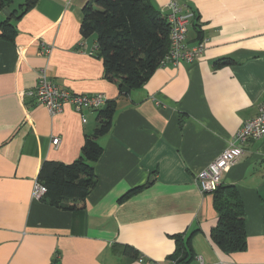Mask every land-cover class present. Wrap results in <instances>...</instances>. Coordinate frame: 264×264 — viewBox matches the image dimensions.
Returning <instances> with one entry per match:
<instances>
[{"label":"crops","instance_id":"1","mask_svg":"<svg viewBox=\"0 0 264 264\" xmlns=\"http://www.w3.org/2000/svg\"><path fill=\"white\" fill-rule=\"evenodd\" d=\"M88 1L38 0L22 11L24 1L0 11V264L167 263L178 233L206 264H264V137L247 141L221 180L236 185L244 202L246 250L228 254L212 240L213 194L196 181L264 102V0H176L198 14L187 43L203 37L202 55L160 65L127 95L105 77L95 35L81 33ZM152 1L170 13L171 0ZM3 22L15 29L12 38L1 35ZM43 42L53 46L49 55ZM220 58L231 63L215 68ZM43 69L60 87L117 101L111 130L98 137L96 184L75 210L35 199L34 183L45 161L81 155L98 111H83V122L71 103L51 115L24 96Z\"/></svg>","mask_w":264,"mask_h":264},{"label":"trees","instance_id":"2","mask_svg":"<svg viewBox=\"0 0 264 264\" xmlns=\"http://www.w3.org/2000/svg\"><path fill=\"white\" fill-rule=\"evenodd\" d=\"M38 0H25L22 11H28ZM14 0H0V11ZM80 30L83 37L95 35V55L104 64V75L118 82L121 94L143 86L162 65L171 47V24L152 0H89L82 9ZM192 23L198 18L195 10ZM191 25V24H190ZM2 36L12 38L15 29L8 22L1 23ZM197 43L203 41L197 38ZM227 58L214 62L218 68L230 64ZM117 110V101L108 100L98 109V126L87 135L81 155L71 163L45 161L37 180L47 187L43 199L62 209L75 210L96 184L95 162L103 153L98 137L108 133ZM146 185L135 187L121 196L124 202ZM218 221L211 238L225 253L246 250L248 247L246 211L240 192L234 184H223L212 192ZM176 249L170 259L176 264H191L195 258L191 238L175 234ZM59 264V263H57Z\"/></svg>","mask_w":264,"mask_h":264},{"label":"built area","instance_id":"3","mask_svg":"<svg viewBox=\"0 0 264 264\" xmlns=\"http://www.w3.org/2000/svg\"><path fill=\"white\" fill-rule=\"evenodd\" d=\"M169 5L171 11L166 17L171 24V47L162 60V64L182 61L193 62L202 55L205 48L203 41L194 45L187 43L189 26L192 23L194 12L191 10L182 11L176 0H171ZM52 49V45L43 42L41 53L49 55ZM95 49H97V44ZM23 95L35 96L37 103L45 106L51 115L60 113L66 103H71L82 114L83 122L87 120L83 111L98 110L108 100L103 93H74L60 87L49 79L45 69L39 75L35 91L27 90ZM262 137H264V102L260 105L258 114L254 118L246 120L235 132L229 146L197 174L196 181L200 190L204 193H212L216 190L221 183L224 172L234 165L244 153V144L251 139H260ZM52 142L57 146L60 143V138L54 137ZM46 192L47 187L36 180L33 188V197L35 199H43ZM139 259L140 261L147 260L144 256ZM195 260L198 261V264H206L201 256L195 257ZM148 264H176V262L171 260L164 263L149 259Z\"/></svg>","mask_w":264,"mask_h":264},{"label":"rangeland","instance_id":"4","mask_svg":"<svg viewBox=\"0 0 264 264\" xmlns=\"http://www.w3.org/2000/svg\"><path fill=\"white\" fill-rule=\"evenodd\" d=\"M25 0H14V2H13V4H12V8H15V7H20V4L22 3V2H24ZM95 121H96V119L95 118H93Z\"/></svg>","mask_w":264,"mask_h":264}]
</instances>
